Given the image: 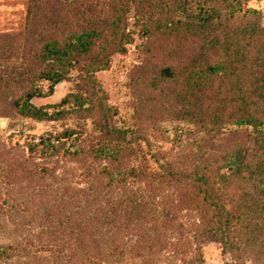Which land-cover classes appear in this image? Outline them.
Wrapping results in <instances>:
<instances>
[{
  "label": "rangeland",
  "instance_id": "374dc122",
  "mask_svg": "<svg viewBox=\"0 0 264 264\" xmlns=\"http://www.w3.org/2000/svg\"><path fill=\"white\" fill-rule=\"evenodd\" d=\"M115 1L83 0L80 6L82 9L92 3L110 11L116 6ZM127 1L130 12L126 30L132 36L128 50L113 54L110 67L95 73L96 90L104 104L116 110L108 118L112 131L109 136L100 130L104 121H99V115L87 114L73 98L66 104L48 107L50 112L65 110L52 120H37L9 106L12 98L28 88L32 76L28 72L38 70L34 49L52 29L31 11L39 0H0V246L20 247L19 255L4 264H93L98 251L93 249L92 236L101 240L103 264H187L197 256L194 248L198 242L191 224L198 217L193 210L178 206L179 193L174 187L158 193L152 203L158 218L150 214L144 220L138 219L123 199L124 194L126 198L139 197L142 189L138 185L104 188L99 173L104 162L76 154L73 146L70 153H62L64 156L46 157L42 151L41 140H54L66 130L72 135L61 140H67L68 147L70 140H81L86 145L100 140H140L147 160L157 168L159 163L151 157L152 153L169 150L177 161L186 153L187 144L200 140L198 133L199 137L204 134L198 132L201 127L196 121H189L180 113L179 94L184 93L186 79L182 76L175 81L161 74V68L172 64L184 68L195 53L201 52L202 40L180 30L162 45L163 38L146 35L145 20L138 12L153 7L156 16L165 20L170 18L167 7H159L157 0ZM245 6L261 10L264 15V0H245ZM46 11L48 14L51 10ZM57 13L64 20L69 17V23L77 18L65 10ZM82 77L78 69H73L67 79L55 85L52 94H48L50 82L39 80L36 86L47 95L35 97L32 102L37 106L60 104L68 94L81 91ZM219 83L216 80L208 84L206 94L199 89L189 100L215 102L207 103L205 99L219 92ZM220 91L224 95L225 87ZM235 129L236 126H228V138L222 140H250L251 126L239 129L233 137L231 132ZM194 131L196 137L191 134ZM141 157L140 154L134 158L133 164H140ZM161 212L176 218L171 223L163 222ZM202 253L205 264H241L217 242L204 243ZM245 263L251 264V260Z\"/></svg>",
  "mask_w": 264,
  "mask_h": 264
},
{
  "label": "trees",
  "instance_id": "16d2710c",
  "mask_svg": "<svg viewBox=\"0 0 264 264\" xmlns=\"http://www.w3.org/2000/svg\"><path fill=\"white\" fill-rule=\"evenodd\" d=\"M82 2L39 0V5L32 6L31 11L39 14V20L43 19L52 30L34 49L32 55L38 70L28 72L32 75L28 88L8 104L22 115L52 120L65 110L50 112L48 107L66 104L73 98L87 114L99 115V121H104L100 130L110 136L108 118L116 110L106 106L100 91L96 90L95 73L110 67L113 54L128 50L127 43L132 39L126 30L129 1L116 0V6L110 11L92 3L81 9ZM156 3L161 8L167 7L170 18L157 17L153 7L139 10V17L145 20L146 35L163 38L162 45L180 30L202 40L201 52L195 53L184 68L174 64L161 68L163 76L175 81L182 76L186 79L184 93L179 94L180 113L189 121H196L201 127L198 132L204 131L200 137L197 132L200 140L189 142L186 153L177 161L171 158L169 150L152 153L151 157L159 163L157 168L147 160L140 140H100L91 145L70 140L68 147L67 140H61L65 135H72V131L66 130L54 140H41L42 151L46 157L61 156L63 152L70 153L73 146L76 154L104 162L99 170L104 188L112 190L126 187L128 183L138 185L142 189L139 197L126 198L124 194L123 198L138 219H146L150 214L156 216V208L152 206L156 196L174 187L179 193L178 206L193 210L198 217L191 224L192 235L198 242L194 248L197 256L193 263L187 264H205L202 245L208 242L220 243L223 251L241 264L246 260L264 264V131L261 130L264 126V15L261 10L246 8L245 0H157ZM48 8L51 11L47 14ZM60 10L77 18L69 23V17L60 18L57 13ZM56 14L60 20L55 19ZM73 69H78L83 76L81 91L68 94L60 104L37 106L32 102L35 97L47 95L36 86L37 81H49L48 94H52L55 85L67 79ZM216 80L220 81L219 92L205 99L207 103L215 102L189 100L199 89L206 94L208 84ZM223 87L224 95L220 91ZM230 125L236 126L231 132L233 137L239 129L251 126L250 140H222L228 138L225 132ZM191 134L196 137V131ZM140 154V164H133ZM161 216L166 223L176 218L170 217L169 212H161ZM91 241L93 249L98 251L94 254L98 256L97 261L91 263L103 264L101 240L92 236ZM19 249V246L2 244L0 264L17 257Z\"/></svg>",
  "mask_w": 264,
  "mask_h": 264
}]
</instances>
